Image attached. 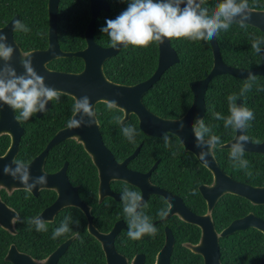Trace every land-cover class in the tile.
<instances>
[{"label":"flooded vegetation","instance_id":"obj_1","mask_svg":"<svg viewBox=\"0 0 264 264\" xmlns=\"http://www.w3.org/2000/svg\"><path fill=\"white\" fill-rule=\"evenodd\" d=\"M49 1L47 0L46 4L47 31L45 32V36L47 46L45 48L25 51L22 43H25L26 37L30 38L29 34L13 31V38L23 53L44 51L49 48L51 30ZM40 3L41 1H39ZM60 3L61 0L56 19V34L60 48L65 52L85 50L88 46L86 40L87 30L92 22L90 0H88L90 17L80 18L81 24L70 26L71 30L67 31L63 36V39L83 38L84 47L74 51L64 49V46L60 43ZM98 17L99 15L95 19L92 28V36L97 45L102 48H108L110 45L102 46L99 44ZM14 19L22 21L21 14H14L5 23L3 21L0 22V30L5 28ZM45 25V21L39 19V22L34 23L29 32L35 38L41 37L42 35H38V33H42L40 27ZM56 60L59 59H55L47 64V67L52 71L78 74L85 69V62L80 59L83 67L78 72L57 70L50 67L51 63ZM107 79L109 78L107 77ZM117 84L127 85L122 83ZM61 94L68 96L63 93ZM68 97L72 98L73 102L63 104V110H61V105L59 106L61 111H51L54 108V102L51 101V106L45 113L40 117L38 113L35 115L37 119H42L43 132L46 133V136L50 135L49 139L46 140L43 150L37 156L46 149L60 132L68 129L67 123L73 116L72 109L75 103L73 97ZM101 104L107 105L105 102H98L94 107V112L104 145L112 154L117 164L126 163L127 170L140 175L137 176L138 184H133L125 178L113 176L108 183L101 186L99 169L91 155L85 150L83 143L76 136L83 127L73 129L76 134L72 130L69 138L58 142L50 149L43 167L48 183L42 190L37 188L28 192L23 189L24 187L18 186V181L13 182L7 177H0V264H25L30 260L45 261L47 259H54L52 255L69 240L71 242L66 246L63 254L57 258L59 259L57 264H60L62 259H85L84 245L93 248V251H91L93 254L92 264H158L159 261L165 263L168 256L166 254L168 248L166 250L165 248L168 246H171L168 259L169 264L262 263L264 255L262 259H258L257 257L259 233H261L259 230L250 227L238 230L228 236H222V232L232 223L245 218L249 214L264 220L253 208L243 214V202L241 199L249 202L252 207L261 205H255L249 200L233 194H223L217 200H214L212 197L216 193L211 190L214 185L213 173L193 153L185 149L177 135L171 137L174 147L166 148L162 139L164 134L159 137H152L146 134L140 128V119L135 114H131L129 120L123 123L124 112L114 107L122 112L120 126L128 124L134 117L138 122L139 131L145 136L152 138L156 144V147L146 145L145 149L146 139H141L132 151L128 150V147L125 146L124 149L126 151L116 154L106 144L104 139L105 130L103 129L100 117L101 111L99 110ZM145 106L151 111L146 104ZM151 112L161 118H165L153 111ZM185 114L172 120H179ZM20 123L24 129V133L21 137L19 152L15 159H19L22 150V139L26 133L25 124L23 121ZM5 136L9 138V145L3 153L0 152V157L5 156L12 144V138L9 134L1 135L0 138ZM36 142L33 141L34 144ZM221 145L218 146L219 149H222L220 148ZM144 149L145 151L143 152ZM215 150L216 148L213 149V152L217 163L225 174L229 175L234 182L255 186L246 181L236 179L225 172L216 157ZM83 152L90 158L94 170L90 166L85 167L81 163L82 160L79 155L83 156ZM37 156L28 157L23 155L21 160L30 165ZM50 156L52 160H49ZM0 171L3 173V168ZM125 188L139 191L143 196L144 202L147 205L143 211L151 217L152 223L157 228L155 236L145 235L140 240L129 239L127 217L123 212L121 201V193ZM164 208L168 209L169 214L161 218L157 213L158 210ZM69 215L74 220H79V225L70 224L72 232L53 239L54 230ZM35 216H40L42 220L47 222V231L43 235L39 231H36L34 226L26 223L28 218ZM13 219H15L14 222ZM91 229L103 235L104 238L100 239L96 235H93ZM83 231H86L93 241L84 244L80 240ZM248 232L252 234L250 235ZM74 233H78V235H74ZM206 233L209 234L206 240L213 241V236L217 237L218 250L213 248L211 244L201 249L200 246L204 240V236H207ZM68 234L70 235L68 236ZM105 245L113 248L116 253L110 259H108L104 250ZM98 247L102 250V256L98 251ZM216 252L219 254L218 259L214 258Z\"/></svg>","mask_w":264,"mask_h":264},{"label":"trees","instance_id":"obj_2","mask_svg":"<svg viewBox=\"0 0 264 264\" xmlns=\"http://www.w3.org/2000/svg\"><path fill=\"white\" fill-rule=\"evenodd\" d=\"M2 1H4L2 3ZM39 1L41 3L39 4ZM110 5L108 12L101 11L98 17L99 44L102 46L110 45L109 37L101 32V28L106 26V20L115 19L122 11L127 8V0H107ZM219 0H204L205 7L213 10ZM47 0H0V22H7L14 14H21L22 22L32 29L34 23H38L39 19H43L46 23L41 26L43 35L34 37L28 32L22 47L25 51L37 48H45L47 39L45 32L47 31ZM250 9L264 10V0H249ZM90 7L88 0H61L60 3V43L64 49L77 50L84 47L83 38H66L64 34L71 30L70 26L81 24L80 18L90 17ZM264 38V32L259 29L247 25L241 28L239 24H232L228 31H221L217 38L223 61L233 67L255 69L264 67V51L260 54L255 53L251 44L253 38ZM173 48L179 56V63L173 65L162 75L161 79L145 94L143 100L151 111L165 117L176 119L187 112L193 102V93L190 83L204 79L213 67V53L210 41H189V40H171ZM264 49V45L261 46ZM159 50L158 44H153L148 48H133L131 46L122 48L120 52L106 61L104 70L106 76L117 83L134 85L149 79L158 66ZM50 67L57 70L78 72L82 69V61L77 57L68 59H59L51 63ZM257 80L253 84L250 91L240 96V91L244 85L245 79H238L231 75H220L215 77L209 84L206 95V114L204 117L205 124L210 126L212 134L220 137L221 144L226 143L234 138L235 133L232 129H225L224 121L214 118V113H220L227 117L228 101L227 97L236 94L238 100L243 101L244 106L254 112L255 119L250 121V126L246 129V135L250 137L253 143H260L264 140V76L256 75ZM237 100V101H238ZM73 102L72 98L61 94L59 101L54 102V108L51 111L63 110V104ZM62 105L60 110L59 106ZM100 117L105 130L104 139L106 144L114 150L116 154L126 151L137 146L141 139L145 140L146 145L156 147L154 140L145 136L139 131L138 122L133 119L126 125L136 129L135 143L129 142L122 134V127L117 122V118L122 117V112L116 108L109 110L107 105L101 104L99 107ZM26 133L22 139L21 153L22 156L35 157L44 148L46 140L50 135L46 136L43 132L42 119H37L35 115L27 121H23ZM113 131V132H111ZM33 141H37L35 144ZM9 145V138H0V152L3 153ZM216 146V157L221 163V167L232 177L246 181L255 186L264 185V155L259 153L245 152L244 159L249 161L248 169H239L233 167L229 159L230 149H219ZM172 147L174 143L172 140ZM143 150V152L145 151ZM83 165L90 166L94 170V166L88 155L83 152V156L79 155ZM192 158H194L192 156ZM49 160H52L51 156ZM86 170V168H85ZM251 173L248 175L247 173ZM243 214L254 209L261 217L264 218V205L252 207V205L244 199ZM38 234V233H37ZM41 235L44 232H40ZM80 240L87 244L92 240L86 231L82 232ZM248 234H252L248 232ZM70 234H68L69 236ZM258 242V259H262L264 255V240L262 233H259ZM44 239V237H42ZM93 248L84 245L85 259H62L60 264H92ZM98 251L102 256V250L98 247ZM46 252V251H45ZM44 256V255H43Z\"/></svg>","mask_w":264,"mask_h":264},{"label":"clouds","instance_id":"obj_3","mask_svg":"<svg viewBox=\"0 0 264 264\" xmlns=\"http://www.w3.org/2000/svg\"><path fill=\"white\" fill-rule=\"evenodd\" d=\"M203 5L204 0H127V8L115 19L106 20V26L101 28V32L109 37L110 47L114 50H119L121 46L148 48L153 44H164L166 40L173 39L212 41L221 31H228L232 24L236 23L241 28H246L247 21L251 20L249 0H219L211 11ZM13 31L28 33L30 29L22 21L16 20L13 23ZM38 35H43V33H38ZM262 45H264V38H253L251 48L255 53L260 54L264 51ZM14 52L15 49L8 43L7 35L0 32V61L3 62L0 65V109H4L5 106L11 108L17 114L16 120L22 122L29 120L37 113H45L49 102L59 101L61 93L46 85L45 79L36 72L30 53H22L24 59L21 60V67L24 71L18 73L11 64ZM256 80V75L249 72L240 96L250 91ZM258 90L264 91V89ZM237 100L236 94L227 97L229 111L227 117L220 113L213 115L215 119L224 121L225 129L230 128L233 132L244 133L237 136L231 144L229 159L233 167L248 169L249 161L244 159V156L245 145L250 142V137L246 135V129L255 116L248 107L238 106ZM106 104L111 110L118 105V101H106ZM72 112L73 116L67 123L68 129L91 127L93 123H97L88 96L76 98ZM77 116H80V119H77ZM85 117L88 119L85 120ZM117 122L121 123L119 118ZM183 128L184 125L181 123L180 130L183 131ZM192 129L196 138L195 146L201 149L199 159L207 164V156L217 145L221 144V139L212 134L211 127L199 117L193 123ZM121 130L129 142L135 143L137 133L134 127L124 125ZM174 135L169 132L162 136L166 148L172 146L171 137ZM205 148L210 151H204ZM3 174L22 183L23 189L28 192L37 188L42 190L48 183L45 173L33 177L30 165L20 159H14L11 164L3 166ZM247 174L251 175L250 172ZM121 201L123 212L127 217L129 239L140 240L145 235L155 236L157 228L152 223L151 217L143 211L147 205L141 193L125 188L121 193ZM168 214L167 208L160 209L157 213L161 218ZM26 223L34 226L36 231H47V222L40 216L30 217ZM79 223L80 221L74 220L72 216H66L60 226L54 230L52 238L56 239L72 232L70 224L78 226Z\"/></svg>","mask_w":264,"mask_h":264},{"label":"water","instance_id":"obj_4","mask_svg":"<svg viewBox=\"0 0 264 264\" xmlns=\"http://www.w3.org/2000/svg\"><path fill=\"white\" fill-rule=\"evenodd\" d=\"M59 2L60 0L49 1L51 20L49 48L44 51L39 50L30 52V54H32L33 66L36 72L45 79L47 86L58 90L60 93L71 96L74 99L88 96L93 110L98 102L106 103V101H118L116 108L122 110L125 114V117L122 121L123 123L129 120L131 114H135L140 119V128L149 136L159 137L165 133L171 132L180 138L185 149L193 153L197 159L213 173L214 185L211 190L215 191L216 193L213 194L212 197L214 200H217L219 196L223 194H233L243 197L255 205H264V185L256 187L234 182V180L229 175L225 174L219 167L213 150L206 158L208 161L207 164L199 159L201 149L195 146L196 138L192 129V125L196 121L197 117L201 119H204L205 117V95L210 82L215 77L220 75H231L238 79H245L248 78L249 72L254 75L264 76V67L245 69L227 65L223 61L217 38L214 37L212 41H210L214 59L213 67L210 73L204 79L190 83V88L194 97L191 107L185 116L179 120L161 118L153 114L145 106L143 97L161 79L165 71H167L173 65L179 63V56L176 50L173 48L171 41L166 40L164 44H158V66L149 79L134 85H121L114 83L105 76L104 64L107 60L116 56L123 47L121 46L119 50H114L111 47L102 48L95 43L92 36V28L94 26L95 19L101 11L109 10L108 2L106 0H90L92 22L89 25L86 34L88 46L85 50L78 52H65L60 48L56 34V19ZM14 21H16V19L12 20L5 28L1 29L0 32H3L7 35L8 43L11 44L15 49L13 60L11 61L12 66L17 70L18 73H22L24 70L21 67V60L24 58L22 57V50L16 44L13 38ZM247 23L248 25L264 32V11L251 9V20L247 21ZM70 57H77L85 62V69L83 72L78 74L64 73L52 71L47 67V64L55 59ZM2 64L3 62L0 61V65ZM237 104L238 106H242L243 101L239 99ZM50 106L51 102H49L47 108ZM42 114L43 113H38V116L40 117ZM76 118L80 119V116H77ZM86 118L87 117H85V119ZM94 119L96 120L95 117ZM181 123L184 125L183 131L180 130ZM83 128H81L82 130H80V132L77 134L73 129H66L60 132L46 147V149L34 159L32 164H30L31 175L33 177L44 175L43 167L50 149L58 142L65 140V138H69L71 131L73 130L72 132L75 133L78 140L83 143L85 150L91 155L94 163L97 165L100 172L101 186L105 185V183H108L110 178L113 176L125 178L133 184H138L137 176L140 175L127 170L126 163L117 164L112 154L107 150L104 145L98 124L93 123L91 127L83 126ZM23 133L24 129L21 123L16 120L15 112L7 106H5L4 109H0V136L9 134L12 138L10 149L4 157H0V169L5 165L11 164L16 158L19 152V145ZM242 134L244 133L239 131L236 132L234 138L222 144L220 148L230 149L231 144L235 141V138ZM204 151L210 150L205 148ZM245 152L259 153L264 155V141L260 143H253L252 141L246 143ZM0 177H7L10 181H16L10 176L4 175L1 171ZM18 186L24 187V185L20 182L18 183ZM250 227L256 228L264 235V220L249 214L245 218L232 223L226 230L222 232V236H228L238 230H243ZM91 233L100 239L104 238L103 235L99 234L93 229H91ZM206 235L207 236H204V240L200 246L201 249H204V247H207L211 244L213 248L218 250L217 237L214 235V240L210 241L206 240L209 237V234L206 233ZM70 242L71 240H69L52 255V258L54 259H47L45 261L30 260L25 264H57L59 260L57 258L63 254L66 246L69 245ZM167 248V260H165V263H161L159 261L158 264H169L168 259L171 246L166 247L165 250ZM104 250L108 259L116 254L113 248H109L106 245L104 246ZM218 256L219 254L216 252L214 258L218 259ZM261 264H264V260Z\"/></svg>","mask_w":264,"mask_h":264}]
</instances>
